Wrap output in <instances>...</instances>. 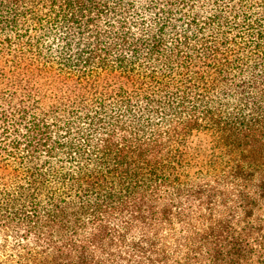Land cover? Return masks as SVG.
Segmentation results:
<instances>
[{
    "label": "trees",
    "instance_id": "obj_1",
    "mask_svg": "<svg viewBox=\"0 0 264 264\" xmlns=\"http://www.w3.org/2000/svg\"><path fill=\"white\" fill-rule=\"evenodd\" d=\"M0 264H264V0H0Z\"/></svg>",
    "mask_w": 264,
    "mask_h": 264
}]
</instances>
